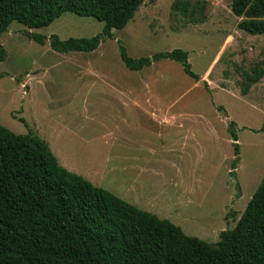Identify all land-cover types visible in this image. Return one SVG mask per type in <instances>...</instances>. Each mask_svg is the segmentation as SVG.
Segmentation results:
<instances>
[{
  "label": "rangeland",
  "instance_id": "obj_1",
  "mask_svg": "<svg viewBox=\"0 0 264 264\" xmlns=\"http://www.w3.org/2000/svg\"><path fill=\"white\" fill-rule=\"evenodd\" d=\"M230 1L144 0L123 29L112 30V38H102L89 53L53 52L48 38L94 37L102 23L90 17L65 12L48 26L32 29L9 23L0 35L6 53L0 62V126L15 135L29 130L57 163L56 154L89 175L94 185L98 179V187L114 192L117 187L124 191V181L132 175L115 174L121 172L120 161L104 162L98 153L114 143L105 132L116 135L117 128L131 140L140 137L145 120H175L173 125L149 123L154 154L133 158L134 166L143 160L161 171L137 181L147 188L160 182L163 192L155 194L156 185L153 196L139 206L186 236L215 243L220 231L233 228L264 175V132L258 131L264 76L245 95L239 93L246 84L244 73L256 68L264 72V36L237 30L242 18L230 13ZM176 4H183V11L173 9ZM34 35L42 42L32 41ZM116 40L132 59L180 49L198 81L168 60L128 71L119 60ZM132 120L143 123L128 128ZM230 122L238 147L233 175V146L226 131Z\"/></svg>",
  "mask_w": 264,
  "mask_h": 264
},
{
  "label": "trees",
  "instance_id": "obj_2",
  "mask_svg": "<svg viewBox=\"0 0 264 264\" xmlns=\"http://www.w3.org/2000/svg\"><path fill=\"white\" fill-rule=\"evenodd\" d=\"M143 1L0 0V35L13 21L30 29L42 28L68 12L101 22L100 33L65 40L50 35L49 49L89 53L102 38L111 39L112 30L123 29ZM173 9L183 11L184 5L176 4ZM229 10L242 18L237 30L264 36V0H231ZM31 39L42 42L40 35ZM116 44L119 60L128 71L138 72L168 60L198 81L186 52L180 49L132 59L119 40ZM5 57L0 45V62ZM243 75L242 96L264 72L256 68ZM226 131L233 146L229 172L233 175L238 147L232 122ZM258 131L264 132V115ZM217 237L215 243H206L186 236L169 221L66 171L29 130L15 135L0 126V264H264V175L233 228L220 231Z\"/></svg>",
  "mask_w": 264,
  "mask_h": 264
},
{
  "label": "crops",
  "instance_id": "obj_3",
  "mask_svg": "<svg viewBox=\"0 0 264 264\" xmlns=\"http://www.w3.org/2000/svg\"><path fill=\"white\" fill-rule=\"evenodd\" d=\"M137 122L134 123V120L131 121V123L129 124L128 128H133L132 129H138L140 127V124L142 125V123H140L138 120H136ZM144 121V120H141ZM156 121L157 123H161L162 125L165 124H175V120H145L146 126L149 123H152ZM124 123V125H127V123L125 121H122ZM139 122V123H138ZM145 126V128L141 127V130L138 131H142L140 134V137H135L134 139L131 140H127L126 137L123 138L122 134L117 130V128H114L116 130V135L113 134V132L106 131L105 132V136L106 138L111 139L112 142L114 143H110V145L106 146L104 143V146H106L105 151H101L98 152L100 155L105 156L106 159H104V162H109L110 158H113V162L114 159L119 160V165H120V171L115 170V174L116 173H124L126 174V176H129V173L132 175V177L128 180V181H124L125 182V187H124V191H119V187L116 188V190H114V192H110L109 190H105L111 194H113L114 196H116L117 198H119L120 200H122L123 202L132 205L133 207L141 210V211H145L148 212L150 214H154L150 209L146 208L144 205L143 207H140L139 205H142V201L145 200L148 196H153L152 194L155 192V186L157 185L158 188L157 189V195H163V192L161 190L162 185L160 182H158L156 185H150L149 188H147V186L145 184H138V180H145L147 178L148 173L151 174H157L159 175V172H161L160 170H158V172H156V170L152 169V168H148V166H145V163L143 162V160L141 161L142 164H137V166H134L133 160L140 158V154H145L147 153L149 156H152L154 154V146L152 143L149 142L148 137L153 136V130H152V125L149 124V130L148 128ZM179 128L182 127L181 124L177 125ZM141 135H144L145 138L141 137ZM122 138H119V137ZM113 137V138H111ZM131 138V137H130ZM153 138V137H150ZM110 141V142H111ZM169 147V146H167ZM169 148H166L165 150H168ZM56 157L58 159V164L59 166H61L62 168H64L66 171L76 174L80 177H82L83 179H85L86 181H88L91 185L98 187L97 185H100L101 181H99L98 179L96 180L97 183L96 185L93 184V182H95L94 180L92 181L87 175H84L83 173H80L79 169L76 168L75 165L69 163V162H64L58 154H56ZM130 158L129 160V164L128 163H124L126 162L127 159ZM115 169V167H114ZM114 169H110V171H114ZM130 171H135L136 173H132ZM149 178H155L154 176H149ZM141 184V185H140ZM102 185V184H101ZM103 186V185H102ZM175 186V184H174ZM100 188V187H98ZM107 189L104 186L101 187V189ZM103 189V190H104Z\"/></svg>",
  "mask_w": 264,
  "mask_h": 264
}]
</instances>
